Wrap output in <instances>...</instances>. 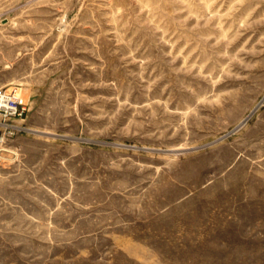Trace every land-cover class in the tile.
Segmentation results:
<instances>
[{"label":"rangeland","instance_id":"1","mask_svg":"<svg viewBox=\"0 0 264 264\" xmlns=\"http://www.w3.org/2000/svg\"><path fill=\"white\" fill-rule=\"evenodd\" d=\"M1 87L0 264H264V0H0Z\"/></svg>","mask_w":264,"mask_h":264},{"label":"built area","instance_id":"2","mask_svg":"<svg viewBox=\"0 0 264 264\" xmlns=\"http://www.w3.org/2000/svg\"><path fill=\"white\" fill-rule=\"evenodd\" d=\"M24 94L18 87L0 88V113L5 116L20 115Z\"/></svg>","mask_w":264,"mask_h":264},{"label":"bare ground","instance_id":"3","mask_svg":"<svg viewBox=\"0 0 264 264\" xmlns=\"http://www.w3.org/2000/svg\"><path fill=\"white\" fill-rule=\"evenodd\" d=\"M239 126V125H238Z\"/></svg>","mask_w":264,"mask_h":264}]
</instances>
